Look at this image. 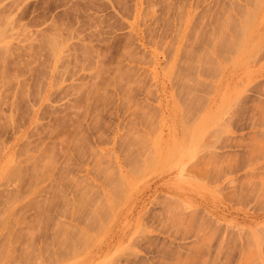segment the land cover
I'll list each match as a JSON object with an SVG mask.
<instances>
[{
    "label": "rangeland",
    "instance_id": "374dc122",
    "mask_svg": "<svg viewBox=\"0 0 264 264\" xmlns=\"http://www.w3.org/2000/svg\"><path fill=\"white\" fill-rule=\"evenodd\" d=\"M0 264H264V0H0Z\"/></svg>",
    "mask_w": 264,
    "mask_h": 264
},
{
    "label": "bare ground",
    "instance_id": "6f19581e",
    "mask_svg": "<svg viewBox=\"0 0 264 264\" xmlns=\"http://www.w3.org/2000/svg\"><path fill=\"white\" fill-rule=\"evenodd\" d=\"M221 36H222V35H221ZM46 165H47V164H46ZM46 165H45V166H46ZM48 165H49V164H48ZM13 175H15V174H13ZM16 175H17V174H16ZM12 221H13V220H12ZM12 246H13V245H12ZM9 257H10V256H9ZM2 258H5V257L3 256ZM7 259H8V258H7ZM8 260H9V259H8ZM9 262H10V260H9ZM4 263H5V262H4Z\"/></svg>",
    "mask_w": 264,
    "mask_h": 264
}]
</instances>
